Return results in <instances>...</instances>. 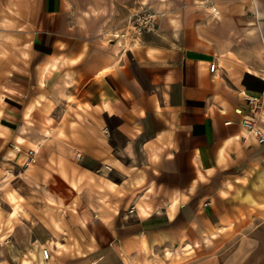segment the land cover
I'll list each match as a JSON object with an SVG mask.
<instances>
[{"label":"crops","instance_id":"1","mask_svg":"<svg viewBox=\"0 0 264 264\" xmlns=\"http://www.w3.org/2000/svg\"><path fill=\"white\" fill-rule=\"evenodd\" d=\"M130 1L0 0V64L8 68L0 75V128H9L2 118L18 112L26 122L34 108L24 103L26 98L41 101L40 85L49 75L59 76L75 98L69 105L79 103L94 135L102 128L119 134L145 161V167L124 175L120 171L128 169L130 159L114 161L121 179L111 183L122 188L124 178L135 175L147 191L141 204L134 202L136 208L146 204L168 214L158 238L142 232L127 240L120 235L129 232L122 223L118 233L100 212L96 220L88 218L90 241L83 252L91 264H126L125 243L136 240L139 249L143 241L147 250L163 244L169 253L204 252L202 236L236 217L232 194L246 201L249 192L244 184L227 180L259 146L238 126L248 109L243 96L261 99L253 120L264 134L263 0H242L250 9L235 4L229 9L234 19L226 25L217 24L209 12L220 0H198L197 8H188L189 0H171L179 4L159 15L175 17L177 26L158 25L113 57L112 44L100 36L108 23L101 18H110L111 24ZM13 47L25 51L13 57ZM210 63L216 66L212 71ZM33 87L34 94L29 92ZM16 150L9 136H0V157L9 160ZM37 151L33 161H38ZM99 157L105 161L103 153ZM138 168L150 171L147 178L141 169L134 173Z\"/></svg>","mask_w":264,"mask_h":264},{"label":"rangeland","instance_id":"2","mask_svg":"<svg viewBox=\"0 0 264 264\" xmlns=\"http://www.w3.org/2000/svg\"><path fill=\"white\" fill-rule=\"evenodd\" d=\"M246 2L252 3L250 0ZM199 3L198 0H189L187 7L197 8ZM174 4L178 5L179 2L133 0L122 6V16L118 15L111 24L110 18H101V23H108L104 25L105 30L100 36L103 41L112 44L113 57L117 56V50L136 46L143 34L152 32H143L140 36L133 37L126 24L128 15L150 10L156 13L154 27L164 23L175 27L178 24L175 17L159 15L160 11L173 8ZM235 4L240 9L251 8L242 0H220L213 8L209 7V12L217 24L226 25L234 19L229 16V9H233ZM211 9L217 11V17L213 16ZM252 18L254 22L259 19L257 10L252 13ZM245 19L251 25L248 23L251 22L250 18ZM121 32L123 34L119 35ZM24 51L23 48L13 47L12 56H19ZM10 68L15 70L14 65ZM5 69L8 68L0 64V75ZM49 76V80L38 89V95H43L41 101L36 102L35 96L32 99L31 96L26 98L24 103L34 107L26 122L22 121L19 112L2 118L9 124V128L5 131L0 128V136H9L13 147L17 148V155L9 160L0 157V264H91L85 258L83 250L90 241L91 224L88 218L96 220L99 212L101 219H108V223L114 224L118 233L123 231L121 223L129 229L128 233H120L126 234V240L132 238L131 235L135 237L142 232H154L156 238L161 236L165 228L162 221L168 216H165L163 208L150 209L146 204L137 205L136 208L134 204H141L147 197L144 186H138L141 184L140 179L129 175L124 178L122 188H116L111 183L121 179L111 165L114 161L127 163L126 158L130 159L128 165L124 166L128 169L125 171L122 168L120 171L123 175L125 172L131 173L134 167H145V161L139 159L119 134L102 128L94 135L95 131L85 121L79 103L69 105L75 100L68 93L69 90H66L69 82L59 79L57 75ZM36 90L33 87L29 92L34 94ZM74 91L78 92V89L74 88ZM0 101L3 102L1 97ZM1 114L0 112V117L3 115ZM42 117L49 119L43 123ZM248 135L253 139L250 133ZM16 137L20 138L15 141ZM30 143L35 144L31 146ZM262 144L253 148L251 160L245 162L246 166L241 164L227 178L229 184H244L249 192L244 194L246 201L243 198L238 200L237 194H232L236 199L231 203L235 207L236 217L225 225H219L218 232L214 230L202 236L204 252L196 255H187L182 251L169 253L165 252L167 246L163 244L147 250L143 241L140 244L141 251L136 240L125 243L129 258L125 259V263L264 264V143ZM31 149L33 152L38 150V161L30 162V156L26 158ZM101 153L105 161L100 160ZM76 154H79L78 159L75 158ZM105 154H108L107 158ZM105 167L109 169L106 170ZM140 169L134 173L139 174ZM145 169L141 170L147 178L146 173L148 175L150 171ZM85 174L89 175L85 177ZM102 207L106 208L101 209ZM85 211L88 212L86 215ZM43 249L48 251L47 257L41 253Z\"/></svg>","mask_w":264,"mask_h":264},{"label":"built area","instance_id":"3","mask_svg":"<svg viewBox=\"0 0 264 264\" xmlns=\"http://www.w3.org/2000/svg\"><path fill=\"white\" fill-rule=\"evenodd\" d=\"M156 13L150 10L136 11L126 18V24L128 26V32L133 35V37L140 36L143 32H150L154 28ZM122 35V32L119 34ZM118 35V36H119ZM114 37V36H113ZM213 63L208 65V70L212 71ZM243 99L248 107L247 113L242 116L238 122V126L246 133L251 134L254 138L256 144L264 143V134L255 126L253 120V114L258 112L262 107L261 99H255L248 96H243ZM32 156L31 151L26 154V158ZM75 158H79V154L75 155ZM108 170V167H105ZM44 257H47L48 251L43 249L42 252Z\"/></svg>","mask_w":264,"mask_h":264},{"label":"bare ground","instance_id":"4","mask_svg":"<svg viewBox=\"0 0 264 264\" xmlns=\"http://www.w3.org/2000/svg\"><path fill=\"white\" fill-rule=\"evenodd\" d=\"M212 10V12H213V14L214 15H217V13H216V11L214 10V9H211ZM137 40V39H136ZM213 66L216 68V66L213 64ZM254 139V138H253ZM31 153H32V157H30V162H33V158H34V155H35V152H33L32 150H31ZM13 213V212H12Z\"/></svg>","mask_w":264,"mask_h":264}]
</instances>
